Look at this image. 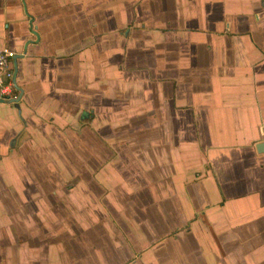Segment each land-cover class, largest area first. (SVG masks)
Wrapping results in <instances>:
<instances>
[{
	"label": "crops",
	"instance_id": "1",
	"mask_svg": "<svg viewBox=\"0 0 264 264\" xmlns=\"http://www.w3.org/2000/svg\"><path fill=\"white\" fill-rule=\"evenodd\" d=\"M0 264H264V0H0Z\"/></svg>",
	"mask_w": 264,
	"mask_h": 264
},
{
	"label": "built area",
	"instance_id": "2",
	"mask_svg": "<svg viewBox=\"0 0 264 264\" xmlns=\"http://www.w3.org/2000/svg\"><path fill=\"white\" fill-rule=\"evenodd\" d=\"M14 53L7 48H0V99L8 101L16 99L13 91V76L10 71V63Z\"/></svg>",
	"mask_w": 264,
	"mask_h": 264
},
{
	"label": "water",
	"instance_id": "3",
	"mask_svg": "<svg viewBox=\"0 0 264 264\" xmlns=\"http://www.w3.org/2000/svg\"><path fill=\"white\" fill-rule=\"evenodd\" d=\"M13 87L15 88V85L14 84H13ZM16 102H17V99L8 100V101H5V100L0 99V103L1 104H14Z\"/></svg>",
	"mask_w": 264,
	"mask_h": 264
}]
</instances>
